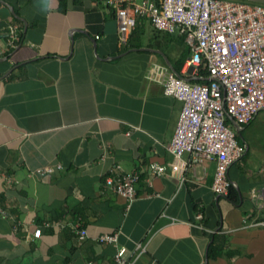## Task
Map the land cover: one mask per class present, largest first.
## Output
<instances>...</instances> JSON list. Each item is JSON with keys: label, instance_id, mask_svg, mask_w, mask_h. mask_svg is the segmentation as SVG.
Returning <instances> with one entry per match:
<instances>
[{"label": "crops", "instance_id": "1", "mask_svg": "<svg viewBox=\"0 0 264 264\" xmlns=\"http://www.w3.org/2000/svg\"><path fill=\"white\" fill-rule=\"evenodd\" d=\"M137 26L140 46L121 45L102 0H0V264H114L120 247L130 264H264V110L234 128L248 147L229 170L235 201L213 191L214 162L185 153L173 171L182 103L148 70L175 72L168 55L188 44ZM116 165L139 177L130 205L104 182Z\"/></svg>", "mask_w": 264, "mask_h": 264}, {"label": "built area", "instance_id": "2", "mask_svg": "<svg viewBox=\"0 0 264 264\" xmlns=\"http://www.w3.org/2000/svg\"><path fill=\"white\" fill-rule=\"evenodd\" d=\"M102 1L115 9L121 45L128 42L138 17L147 18L154 29L186 33L195 79H202L203 69L208 82L188 80L167 67L152 65L148 70V75L161 78L166 95L182 103L175 134L168 145L173 156L171 166L173 171H179L185 153L196 163L214 162L212 189L218 196L228 197L233 186L229 170L248 150L238 141L233 125L246 126L264 110V6L231 0ZM11 39L20 41L17 35ZM152 168L162 173L167 167L154 164ZM56 169H62V165L38 168L35 173L48 175ZM138 179L137 174L122 172L116 165L105 175L104 182L130 205L137 196ZM254 225L264 227V221ZM41 233L38 228L35 236ZM80 233L82 238L87 234L86 230ZM98 241L116 243L117 234L102 235ZM125 254L126 248L120 247L114 264H130Z\"/></svg>", "mask_w": 264, "mask_h": 264}, {"label": "trees", "instance_id": "3", "mask_svg": "<svg viewBox=\"0 0 264 264\" xmlns=\"http://www.w3.org/2000/svg\"><path fill=\"white\" fill-rule=\"evenodd\" d=\"M156 32L158 34H161L162 37H164L171 45H174L177 40H175V38H179L182 42L184 41L186 42V33H181L179 31H176L175 33H169L167 31H161V30H157L155 29ZM142 30L138 29V26L135 27V29L133 30V32L131 33V35L129 36V42L132 43L133 41L135 42L136 46H140V44L138 43L139 40V36L142 35ZM175 37V38H174ZM161 49V48H160ZM179 56L175 59H173V57L171 55H168L169 60L171 62L172 65V69L177 73V75L182 76L181 70L182 67L185 63V60L189 57V55H191V48L189 45L186 46L185 50H180L179 51ZM200 76L202 77V79H196L194 80L197 83H205L208 82L207 79V72L205 70H201L200 72ZM199 76V77H200ZM249 125V124H248ZM239 141V140H238ZM138 183V181H137ZM136 183V185H137ZM137 190V189H136ZM228 198L232 201H235V199L237 198V194L234 190V187H231ZM222 252V247L221 246H216V244H212L210 246V250H209V254L211 256H217L220 255V253Z\"/></svg>", "mask_w": 264, "mask_h": 264}, {"label": "rangeland", "instance_id": "4", "mask_svg": "<svg viewBox=\"0 0 264 264\" xmlns=\"http://www.w3.org/2000/svg\"><path fill=\"white\" fill-rule=\"evenodd\" d=\"M254 127H258V129H256L259 133H261L264 129L263 125H261L259 122H256Z\"/></svg>", "mask_w": 264, "mask_h": 264}, {"label": "water", "instance_id": "5", "mask_svg": "<svg viewBox=\"0 0 264 264\" xmlns=\"http://www.w3.org/2000/svg\"><path fill=\"white\" fill-rule=\"evenodd\" d=\"M168 65L170 66V63L167 61ZM234 127L239 130L240 126L237 123H234Z\"/></svg>", "mask_w": 264, "mask_h": 264}]
</instances>
